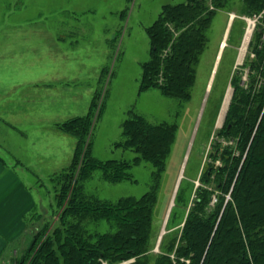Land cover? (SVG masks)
Here are the masks:
<instances>
[{
    "label": "rangeland",
    "instance_id": "rangeland-1",
    "mask_svg": "<svg viewBox=\"0 0 264 264\" xmlns=\"http://www.w3.org/2000/svg\"><path fill=\"white\" fill-rule=\"evenodd\" d=\"M183 1L0 0V59L9 54L22 55V63L34 66L33 77L41 80L39 92L32 94L29 103L21 102L17 95L1 106L30 113L27 122L22 111L16 116L2 112L0 155L24 176L36 196V205L27 217L35 213L40 217L33 218L34 224L27 222L24 234H18L17 239H21L14 246L17 252L11 253L8 247L0 260L8 257L0 264H13L24 242L30 243L34 227L42 228L46 222L59 224L55 214L63 208L58 200L64 182L60 174L72 161L77 139L58 128L44 127V123L54 121L56 112L63 116L67 112H88L94 93L99 94L101 114L92 130L91 157L98 160L132 162L137 156L116 145L123 140L121 125L131 109L152 123L177 125L153 213L154 252L160 251V235L181 222L183 209L179 208L166 226L169 207L172 202L174 205V188L180 177L185 184L195 183V187L201 183L202 169L214 149L211 142L219 140L216 133L223 127V115L229 107L223 105L224 101L229 92L230 99L233 94L230 79L237 67L241 69L252 38L246 41L249 15L243 0H229L216 11L207 31L208 42L197 65L191 98L181 101L164 95L159 88L141 90L142 65L151 59L147 28L159 17L163 5ZM224 35L226 43L219 52ZM27 71L23 70L24 78L29 76ZM2 78L3 91H8L10 83ZM220 111L222 118L217 122ZM154 170L151 163L142 161L130 167L132 179L111 183L102 178L101 169H96L84 180V191L112 202L128 196L138 198L151 189ZM87 226L93 231H114L106 220Z\"/></svg>",
    "mask_w": 264,
    "mask_h": 264
},
{
    "label": "trees",
    "instance_id": "trees-1",
    "mask_svg": "<svg viewBox=\"0 0 264 264\" xmlns=\"http://www.w3.org/2000/svg\"><path fill=\"white\" fill-rule=\"evenodd\" d=\"M228 1L163 5L147 28L151 59L142 65L141 90L159 88L181 101L191 98L207 31L216 11ZM243 5L249 17L263 14L240 71L237 67L230 79L233 94L223 127L216 133L219 140L211 142L214 149L202 169L201 183L195 187L180 181L166 226L179 208L182 220L168 227L160 251L154 252L152 246L153 213L177 125L152 123L131 109L121 125L123 140L116 145L137 156L132 162L98 160L91 157L92 130L101 114L99 94L94 93L86 114L58 126L77 139L72 161L60 174L64 182L58 200L63 208L55 214L59 224L34 227L30 243L13 264H100L101 260L117 264L129 259H134L129 264H264V0H243ZM142 161L155 170L151 189L141 197L112 202L85 193L84 180L94 170L101 169L104 180L118 183L132 179L130 167ZM35 217L40 214L28 216V224H34ZM101 220L114 231L88 228L89 222Z\"/></svg>",
    "mask_w": 264,
    "mask_h": 264
},
{
    "label": "crops",
    "instance_id": "crops-1",
    "mask_svg": "<svg viewBox=\"0 0 264 264\" xmlns=\"http://www.w3.org/2000/svg\"><path fill=\"white\" fill-rule=\"evenodd\" d=\"M231 22L232 20L229 21L226 31L228 30ZM225 43L226 41L224 35V38L220 43L222 45L219 49V52L222 51V48ZM22 57V55L9 54L5 58L0 59V115H2V112H4L5 114L9 113L10 116H16L19 111L23 110L22 108L17 109L16 107L14 109H1V106H3L5 101H8L9 99L11 100L13 97H15L16 99V96L19 95L21 102L25 101L26 103H29L30 101H32V94L39 92V82L41 80L37 79V77H33L32 70L34 69V66H25L21 61ZM24 69L28 70L27 74L29 76H27L26 78L23 77ZM2 77H5L6 80L10 83V88L8 91H3L4 84L2 83ZM209 83L210 82L208 81L207 86H209ZM68 101L70 102L69 99ZM21 113L23 117H26L28 119L27 122L29 121V119H31L28 116V114H30L29 112H26L25 114V112L22 111ZM86 113V111L83 114H69L67 112L63 116V114L56 112L55 120L49 123H44V127L59 129L58 126L65 120L75 116L84 115ZM226 114L227 111L223 115L224 121ZM219 117L222 118L221 111L216 117L217 122ZM1 118L2 117L0 116V119ZM9 123L15 126L13 123ZM18 157L20 160L19 154ZM15 160H17L16 157ZM22 161L21 164L23 163ZM16 162L19 163V161ZM6 167H12V169L6 170ZM35 201L36 196L32 189L29 187L24 176L16 168L10 165L8 161L6 162V160L0 155V256L3 251L8 250V247L11 253L16 251L14 246L17 245L18 241L21 239V237L17 239L20 236L18 234L20 231H22L23 235L26 229L28 228V224L26 221L27 214H29L31 210H33V208L35 207ZM26 243L27 242L25 241L24 245ZM7 257H3L0 262L4 263L6 260L5 258Z\"/></svg>",
    "mask_w": 264,
    "mask_h": 264
},
{
    "label": "built area",
    "instance_id": "built-area-1",
    "mask_svg": "<svg viewBox=\"0 0 264 264\" xmlns=\"http://www.w3.org/2000/svg\"><path fill=\"white\" fill-rule=\"evenodd\" d=\"M247 22H248V28H247V35L248 33L250 34V36H252L253 34V31L255 29V26H256V23H257V20H258V16H253V17H247L246 18ZM249 36V38H250ZM244 80H246V76H244ZM134 259H129V260H125V261H122L120 263H117V264H129L133 261ZM100 264H110L109 262L105 261V260H101V263Z\"/></svg>",
    "mask_w": 264,
    "mask_h": 264
},
{
    "label": "water",
    "instance_id": "water-1",
    "mask_svg": "<svg viewBox=\"0 0 264 264\" xmlns=\"http://www.w3.org/2000/svg\"><path fill=\"white\" fill-rule=\"evenodd\" d=\"M181 178L182 177H180L179 178V180H178V182H177V185H176V188H175V190H174V196H173V198L175 197V194H176V192H177V189H178V186H179V182H180V180H181ZM173 205V202L171 203V205H170V207H169V211L171 210V206ZM169 211H168V213H169ZM167 217H168V214H167ZM166 221H167V219H166ZM162 235V234H161ZM160 235V240L162 239V236Z\"/></svg>",
    "mask_w": 264,
    "mask_h": 264
},
{
    "label": "bare ground",
    "instance_id": "bare-ground-1",
    "mask_svg": "<svg viewBox=\"0 0 264 264\" xmlns=\"http://www.w3.org/2000/svg\"><path fill=\"white\" fill-rule=\"evenodd\" d=\"M249 36H250V34L248 33L247 38H246V41L249 40ZM229 102H230V92L227 94L226 99H225L223 105H229Z\"/></svg>",
    "mask_w": 264,
    "mask_h": 264
}]
</instances>
